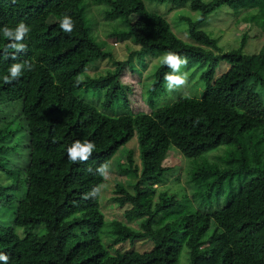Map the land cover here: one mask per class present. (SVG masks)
<instances>
[{
  "label": "trees",
  "instance_id": "1",
  "mask_svg": "<svg viewBox=\"0 0 264 264\" xmlns=\"http://www.w3.org/2000/svg\"><path fill=\"white\" fill-rule=\"evenodd\" d=\"M150 1L188 5L198 13L197 20L179 18L188 42L175 36L145 42L120 0H0V29L20 22L31 29L21 53L5 52L9 41L0 32V179L7 181L0 182V207L12 216L10 226L0 224V253L9 257L8 264H179L183 248L188 264H264V111L256 118L247 114L256 86L264 88V46L253 55L241 48L224 52L217 38L201 29L210 14L225 6L253 11L252 20L264 34V0ZM90 6L105 8L107 20L126 26L119 36L140 45L141 70L147 66L142 55L153 51L177 53L188 60L183 68L203 70L200 97L178 96L156 107L150 99L164 95L163 77L170 71L159 64L145 88L151 113L131 115L126 106L131 90L122 76L128 68L138 71L129 61H115L114 70L102 77L85 75L95 61L112 59L94 33ZM65 14L75 24L71 34L59 28ZM24 61L33 70L5 84L8 68ZM220 62L228 69L216 76ZM78 77L83 82L77 86ZM82 91L85 100L79 98ZM132 135L139 169L133 167L132 153L123 152L115 169L127 182L114 185V200L129 222L144 220L140 228L154 248L113 256L99 237L105 225L99 198L82 199L104 178L86 169L113 161ZM76 140L96 145L86 164L67 159V148ZM219 146L230 150L218 162L204 156ZM21 150L27 152L21 155ZM172 151L194 161L188 176L196 199L206 203L226 194L222 208L193 213L178 206L175 195L155 190L169 170L164 163ZM211 221L219 231L212 239L207 237ZM39 227L42 233H33Z\"/></svg>",
  "mask_w": 264,
  "mask_h": 264
},
{
  "label": "rangeland",
  "instance_id": "2",
  "mask_svg": "<svg viewBox=\"0 0 264 264\" xmlns=\"http://www.w3.org/2000/svg\"><path fill=\"white\" fill-rule=\"evenodd\" d=\"M120 8L123 12L128 13L131 23L134 25V31L147 43L155 44L157 42H164L171 36H175L185 42H188V35L186 26L179 20L180 17L189 18L191 20L198 19V13L190 11L188 5L176 6L171 3H155L150 0H120ZM105 8L98 6H90L89 17L94 20V33L98 39L104 44L103 51L109 53L112 59H105L95 61L89 65L86 70V76L92 79L104 76L108 71H113L115 68V61H129L135 72L130 68L123 73L122 80L124 84L130 86V92L127 96V109L131 115L140 113L150 114L151 105L149 98L147 99L146 90L152 80V74L156 66H158L159 58L163 54L153 51V54L147 53L142 55L141 61L147 64L145 70H141V62L138 60V52L140 45L132 42V39L125 40L119 33L127 31L126 26L119 23V21H109L105 18ZM253 11L232 10L228 7H221L210 14L206 23L202 26V30L211 34L218 40V46L224 52L242 49V53L246 55H253L259 53L264 46V34L257 27V22L252 20ZM113 34V35H111ZM243 39L244 46L242 45ZM228 69L224 62H220L216 70V76ZM198 68L191 67L190 69L182 68L181 72L188 73V83L186 86L177 91L169 93L164 88V95L159 94L157 97L150 99L156 107H164L177 97L189 99L199 98L204 90V82L199 79L201 72ZM86 92L79 93V98L85 100ZM89 99L92 98L90 94ZM87 101V100H86ZM94 100L88 103L94 104ZM99 107V106H98ZM107 110V109H106ZM123 111V110H122ZM264 111V88L258 85L255 88L253 96L250 98L247 114L252 118L260 116ZM112 112V111H111ZM115 111L111 114H117ZM230 150L229 147L219 146L205 157L213 156L211 160L217 161L218 158L225 157V154ZM130 151L132 153V164L135 169H139V152L137 150L136 137L134 135L123 145V147L114 156V160L110 162V177L105 180L103 184L106 185L103 190L102 197L99 198V210L104 215L105 225L99 232V237L105 249L110 255L121 256L130 251L147 252L154 248V244L145 238V233L140 226L144 220H137L129 222L124 210L115 202V195L113 194L114 185L116 183H125L127 178L119 176L116 173V161L122 159L123 152ZM27 150L18 151L23 155ZM123 162L125 160L123 159ZM164 166L169 170L163 175L162 184L155 188L158 192L167 193L168 197L176 196L179 202L178 206H187V210L195 212L197 210L204 213H211L222 208L226 203V194L206 200L196 199L195 189L188 176L190 168L194 167V161L186 159L176 151H172L168 156ZM253 167V165L251 164ZM117 168V167H116ZM238 180L234 179L233 181ZM0 182L6 184L7 181ZM234 188L238 187V183L234 182ZM194 196V199L192 198ZM183 209V210H186ZM182 210V211H183ZM175 211V210H174ZM12 216L5 208L0 207V224L10 226ZM169 222L163 221L161 224ZM112 224V225H111ZM113 224L119 225L115 227ZM44 228L39 227L33 233L41 234ZM36 231V232H35ZM17 234L22 237V231L16 228ZM75 231V233H79ZM219 231L214 228L211 221V227L208 233V238H216ZM187 249L183 248L180 256L179 264H188Z\"/></svg>",
  "mask_w": 264,
  "mask_h": 264
},
{
  "label": "clouds",
  "instance_id": "3",
  "mask_svg": "<svg viewBox=\"0 0 264 264\" xmlns=\"http://www.w3.org/2000/svg\"><path fill=\"white\" fill-rule=\"evenodd\" d=\"M59 28L64 33L71 34L75 28L74 21L70 16L65 14L59 20ZM30 31V27L23 22H20L15 28L4 26L0 29L3 36L9 41L5 48V52H7L8 48L15 50V53L25 52L27 45L23 41L29 35ZM4 58L7 59L8 57L5 56ZM11 58L16 60L15 55H12ZM159 63L166 66L170 70L163 77L166 89L169 93L177 91L187 85L188 73L181 72V69L188 63L187 58H182L177 53L169 51L159 58ZM25 70L32 71L33 65L28 61L13 63L7 70L8 74L3 76V82L5 84H10L18 80ZM82 82V77H78L76 85L78 86ZM95 148L96 145L91 141L85 140L82 142L80 140H76L67 148V159L72 164H86L91 158ZM86 171L88 173L95 172V174H98L100 177L107 180L111 175L110 161L100 164L95 169L88 167ZM105 187L106 185L103 183L96 185L89 192L85 193L82 199L89 200L101 198ZM8 259L9 257L7 255L0 253V261H2L3 264H8Z\"/></svg>",
  "mask_w": 264,
  "mask_h": 264
}]
</instances>
